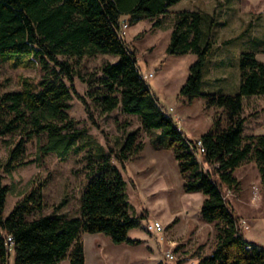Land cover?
Returning a JSON list of instances; mask_svg holds the SVG:
<instances>
[{"label":"trees","instance_id":"obj_1","mask_svg":"<svg viewBox=\"0 0 264 264\" xmlns=\"http://www.w3.org/2000/svg\"><path fill=\"white\" fill-rule=\"evenodd\" d=\"M180 1L0 0V138H14L8 159H0V264H10L8 236L15 242L14 264H62L67 259L70 264H86L85 234H105L117 245L139 246L144 242L130 236L145 217L131 214L122 171L144 149L139 130L126 136L116 155L122 169L103 147H96L95 154L89 150L92 179L82 196L80 217L44 215L41 185L5 216L10 187L4 184L1 173L36 162L28 156L33 138L40 140L39 152L48 153L61 146L65 150L75 147L77 153L84 149L85 145L78 143L88 134L70 115L75 95L90 115L94 105L101 114L121 110L138 116L153 148L174 153L185 192L204 195L202 218L214 224L216 231L213 253L199 258L196 264H264V246L246 239L241 219L223 189L239 190L241 181L235 172L249 163H256L264 185V134H244L247 118L243 116L246 97L264 96V62L254 50L242 52L239 93H204V71L214 50V20L210 14L197 11L176 14L168 53L197 55L180 94L188 100L202 96L208 108L224 111V117H217L208 133L192 139L142 77L137 54L121 32L124 17L130 25L155 19ZM99 54L120 59L78 75L80 61ZM7 61H12L13 67L39 66L43 76L38 81L20 77L19 90L4 91L3 66ZM77 76L87 84L84 96L75 89Z\"/></svg>","mask_w":264,"mask_h":264},{"label":"rangeland","instance_id":"obj_2","mask_svg":"<svg viewBox=\"0 0 264 264\" xmlns=\"http://www.w3.org/2000/svg\"><path fill=\"white\" fill-rule=\"evenodd\" d=\"M188 10L210 14L214 20L212 37L214 50L208 58L204 71L203 92L235 95L239 93L241 85V53L250 50L264 53V0H181L171 6L167 13L155 19H143L132 22L131 25L128 17L122 19V24L129 23L124 40L128 47L136 52L140 72L147 76L146 83L185 134L189 138H194L208 133L215 119L224 117V111L217 107L208 108L206 99L202 96L188 100L180 94L188 80L190 68L197 60V55H171L168 53V46L171 42L176 14ZM157 21H161L158 26L155 25ZM262 57L264 58V55ZM119 59L117 55L99 54L94 58L82 59L76 69L78 75H85L99 69L105 63H116ZM42 76L43 71L39 66L13 67L12 61H7L3 66L4 91L19 90L20 77L38 81ZM74 85L77 93L86 95L88 87L80 76L75 78ZM260 97L264 98V96ZM72 105L71 117L79 122L78 128L85 129L88 134V137L86 136L78 143L85 145L84 149L77 153L75 147L65 150L64 146H61L48 153L39 152L40 140L33 138L28 144V156L36 162L20 166L10 173H1L4 184L10 187L5 216H8L18 202L35 186L41 185L44 196V215L80 217L82 196L92 179L87 160L89 150L92 149L95 154L96 147H103L105 152L112 155L113 162L122 169L116 155L122 149L128 134L139 130L140 140L145 145L150 143V137L141 128L138 116L124 114L121 110L111 114H101L94 105H91L92 115H90L86 106L76 95ZM261 120H264V116L252 119L245 126L244 134L252 133L250 128H255ZM44 144L49 145L46 140ZM13 146L14 138H0V159L3 162L8 159L9 150ZM173 159L175 165L169 164L168 172L171 171L174 178L177 174L179 177V171L177 160L174 157ZM236 176L241 181V187L237 191H229L224 187L226 197L233 206L235 215L241 221L246 220L251 224L246 236L264 238V185L256 163L243 165ZM127 178L130 183L133 182L131 178ZM159 187L164 192L167 190V185L162 181ZM202 198H204L202 193L186 194L183 198V205L188 210H192L193 218L198 216V212L202 215L199 205ZM160 203L164 205V200L161 199ZM180 218L184 219V216ZM180 218L178 217V220H181ZM163 226L167 234L171 228L164 224ZM208 227L209 231L212 227L215 228L214 224ZM161 233L155 231L151 241L154 240L155 243L158 242L160 246H164L166 243L161 239ZM132 236L143 235L135 231ZM82 237L86 264H101L99 254L103 251L100 245H108L104 240L110 241L109 238L103 234H85ZM190 237L183 239L181 241L183 243L180 244L167 243L163 257L168 251H173L177 256V261H170L169 264H189L191 259L199 260L203 257L201 251L211 243L197 246V243H192L193 240ZM11 255L10 264H14L15 255L14 253ZM62 264H70V262L67 259Z\"/></svg>","mask_w":264,"mask_h":264},{"label":"crops","instance_id":"obj_3","mask_svg":"<svg viewBox=\"0 0 264 264\" xmlns=\"http://www.w3.org/2000/svg\"><path fill=\"white\" fill-rule=\"evenodd\" d=\"M254 51L257 52V58L264 62V58L262 57L264 53L257 50ZM263 109V97L252 96L245 98L243 111V116L247 118L245 126L252 119L264 116ZM250 130L252 131L250 134H264V120L258 122L256 127L250 128ZM202 135L204 134L192 139L198 140ZM173 157L175 158L171 150H156L150 142L144 146V149L135 160L126 165L123 175L127 181L131 214L135 217H145V220L142 221V226L131 231L130 236L134 239H141L144 242L139 246H131L128 244L117 245L110 239L112 243L107 241V239L104 240L109 246L107 244L106 246L100 245L103 251L100 253L101 255L99 254L101 264H160L163 263V251L167 243L180 244L183 243L181 242L183 239L185 240L189 236L193 240L192 243H197V246L211 243L201 251L204 257L213 253L216 246L215 228L212 227V230L209 231L208 226L211 223L204 221L199 212L198 216L193 218L191 215L192 210H188L183 205V198L188 193L185 192L183 187L179 165V177L177 174V177L173 178L171 171L168 172V165H175ZM240 168L236 170L235 175ZM127 177L131 178L133 182L130 183ZM161 181L167 185L165 192L159 187ZM161 199L164 200V205L160 203ZM203 201L204 198L201 199L200 207H202ZM181 216H184V219H181ZM178 217L181 220H178ZM155 220L171 228L167 234L165 232L161 233V239L166 243L164 246H160L154 240L151 241L154 238L155 231L150 232L147 230V224ZM250 223H252L251 220ZM135 231L140 232L143 236L133 237L132 234ZM246 232L247 230L244 231V234L248 241L264 246V238H248ZM205 234L206 237H204ZM108 247L109 250H107ZM192 260L196 263L198 262V259H191L190 261Z\"/></svg>","mask_w":264,"mask_h":264},{"label":"built area","instance_id":"obj_4","mask_svg":"<svg viewBox=\"0 0 264 264\" xmlns=\"http://www.w3.org/2000/svg\"><path fill=\"white\" fill-rule=\"evenodd\" d=\"M128 29H129V23H127V22L123 23V26L121 29L122 34L125 35ZM150 76H152V74H150ZM142 77L145 80L147 79L146 75H142ZM198 145H199V150L201 152L205 151V149L203 148L202 141H199ZM240 226L243 230L244 229L245 230L250 229V224L246 220L240 221ZM147 230L150 232L157 231V232L164 233L165 227L163 226L162 222L155 220L154 222L147 224ZM6 247H7L8 253H10V254L14 253L15 242H14L13 236L7 237ZM170 261H177V256L175 255V253L173 251H168L165 253L163 263L167 264ZM189 264H196V262L192 260Z\"/></svg>","mask_w":264,"mask_h":264}]
</instances>
